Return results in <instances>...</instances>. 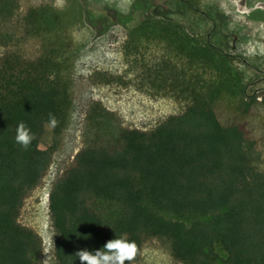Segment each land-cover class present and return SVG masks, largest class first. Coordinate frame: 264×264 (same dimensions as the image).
<instances>
[{
  "label": "trees",
  "instance_id": "obj_1",
  "mask_svg": "<svg viewBox=\"0 0 264 264\" xmlns=\"http://www.w3.org/2000/svg\"><path fill=\"white\" fill-rule=\"evenodd\" d=\"M14 6L0 0V15ZM209 15L216 29L224 15ZM62 16L49 7L24 15L28 32L44 38L36 58L0 53V264L43 262L41 236L18 218L51 163L54 145L39 146L43 126L54 115L58 136L72 107L70 40L53 32L63 27ZM132 25L135 40L144 35L165 44L157 76L171 78L190 103L150 130L117 126L112 111L92 103L96 139L49 192L56 264H80L77 251L115 238L134 241L137 260L149 237L167 239L173 257L186 264H264V168L250 158L264 146V96L249 90L229 52L180 22L146 16ZM12 39L0 32L1 46ZM21 122L36 137L27 150L15 142ZM114 125L115 133L105 135Z\"/></svg>",
  "mask_w": 264,
  "mask_h": 264
},
{
  "label": "rangeland",
  "instance_id": "obj_2",
  "mask_svg": "<svg viewBox=\"0 0 264 264\" xmlns=\"http://www.w3.org/2000/svg\"><path fill=\"white\" fill-rule=\"evenodd\" d=\"M194 1L197 10L185 0H66L64 4L60 0H14L12 12L0 15V32L13 37L6 47L0 45V53L16 51L30 59L41 53L43 36L28 32L23 25L24 15L33 8L49 7L63 14V27H54L53 32L70 40L66 48L72 97L70 115L56 137L53 129L44 124L39 146L54 145L51 163L39 184L25 197L18 218L41 236L43 261L47 252L48 264H56L54 245L45 244L51 237L55 241L48 194L75 154L96 139L97 132L88 120L92 103L98 101L112 111L117 126L119 123L143 130L182 112L190 103L188 95L178 94L172 88L171 78L157 76L163 71L160 66L165 44L144 35L135 40L132 23L146 16L180 22L189 32L206 37L229 52L249 90L259 99L264 96V0ZM219 12L224 17H216L215 29L209 13L216 16ZM89 15L94 17L90 19ZM115 131V125L103 130L105 135ZM250 158L264 168V146L251 151ZM215 249L222 258L226 256L220 243H216ZM132 264L186 263L173 257L167 239L149 237Z\"/></svg>",
  "mask_w": 264,
  "mask_h": 264
},
{
  "label": "clouds",
  "instance_id": "obj_3",
  "mask_svg": "<svg viewBox=\"0 0 264 264\" xmlns=\"http://www.w3.org/2000/svg\"><path fill=\"white\" fill-rule=\"evenodd\" d=\"M62 4L66 0H60ZM59 121L52 114H49L47 126L54 129L58 126ZM35 134L23 123H19L16 129L15 142L23 149L27 150L32 141L35 139ZM48 247L54 245L52 237L45 241ZM138 246L134 241H129L123 238H115L108 240L101 249L89 251L87 249L79 250L75 256L79 259L80 264H132L138 255ZM47 258L42 264H48V253L45 252Z\"/></svg>",
  "mask_w": 264,
  "mask_h": 264
},
{
  "label": "flooded vegetation",
  "instance_id": "obj_4",
  "mask_svg": "<svg viewBox=\"0 0 264 264\" xmlns=\"http://www.w3.org/2000/svg\"><path fill=\"white\" fill-rule=\"evenodd\" d=\"M206 14V13H205ZM87 16H88V13H87ZM89 17H90V19H92L94 16H92V15H89ZM98 18H100V17H98ZM97 18V19H98ZM95 22H97V21H95ZM208 39V38H207Z\"/></svg>",
  "mask_w": 264,
  "mask_h": 264
},
{
  "label": "built area",
  "instance_id": "obj_5",
  "mask_svg": "<svg viewBox=\"0 0 264 264\" xmlns=\"http://www.w3.org/2000/svg\"><path fill=\"white\" fill-rule=\"evenodd\" d=\"M48 196H49V194H48Z\"/></svg>",
  "mask_w": 264,
  "mask_h": 264
},
{
  "label": "water",
  "instance_id": "obj_6",
  "mask_svg": "<svg viewBox=\"0 0 264 264\" xmlns=\"http://www.w3.org/2000/svg\"><path fill=\"white\" fill-rule=\"evenodd\" d=\"M203 12V11H202ZM204 13V12H203Z\"/></svg>",
  "mask_w": 264,
  "mask_h": 264
}]
</instances>
